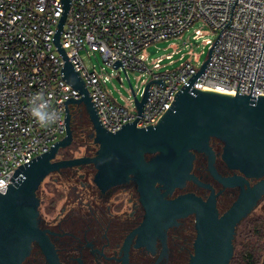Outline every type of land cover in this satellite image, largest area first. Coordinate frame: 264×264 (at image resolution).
I'll use <instances>...</instances> for the list:
<instances>
[{
    "label": "built area",
    "instance_id": "1",
    "mask_svg": "<svg viewBox=\"0 0 264 264\" xmlns=\"http://www.w3.org/2000/svg\"><path fill=\"white\" fill-rule=\"evenodd\" d=\"M61 13L60 0H0V193L12 183L18 166L63 139L64 101L81 97L62 79L64 62L52 41ZM198 22L215 36L214 41L204 40L209 49L219 37L192 88L230 96L236 91L264 96V0H70L59 41L104 129L117 132L132 123L139 116L135 101L119 104L113 99L106 82L114 76L89 70L80 52H97L119 81L124 71L127 79L130 72H147L145 85L162 79L163 86L150 83L136 122L137 128L155 125L204 62L200 65L194 58V65L186 61L174 70L158 72L163 57L149 63L146 50L160 41L181 39ZM200 37L201 31L194 30L193 38ZM116 60L123 68L112 67ZM37 92L44 94L50 110L59 116L47 127L30 114V98ZM133 93L137 98V92ZM75 107L68 106L71 115Z\"/></svg>",
    "mask_w": 264,
    "mask_h": 264
},
{
    "label": "water",
    "instance_id": "2",
    "mask_svg": "<svg viewBox=\"0 0 264 264\" xmlns=\"http://www.w3.org/2000/svg\"><path fill=\"white\" fill-rule=\"evenodd\" d=\"M60 2L62 13L52 41L64 62L60 71L62 79L81 97L64 101L63 139L51 145L49 151L18 166L10 178L12 183L0 193V264H22L33 243L39 246L49 264H58L48 237L38 227L40 200L37 192L50 173L84 165L93 166L92 183L101 192L130 180L135 183L146 211L144 229L152 224L168 228L175 225L177 219L194 214L196 238L194 254L188 264H231L236 228L264 196V96L237 91L235 96H230L192 88L211 59L218 35L208 50V60L181 87L172 105L155 125L137 128L136 122L142 115L150 83L163 86L164 81H150L137 99L125 74L139 116L132 123L122 125L117 132H109L102 127L83 80L59 41L70 0ZM118 65L123 68L119 60L112 67L116 69ZM69 105L83 108L88 117L92 127L89 138L98 148L94 156L56 160L58 151L73 140ZM211 139L222 144L218 155L229 170L239 175L223 178L217 173ZM193 152L207 157L208 172L224 187L240 189L236 200L221 216L212 187L192 174ZM187 181L209 189V197L203 200L188 193L172 200L164 198L182 189ZM250 181L255 183L250 185Z\"/></svg>",
    "mask_w": 264,
    "mask_h": 264
},
{
    "label": "flooded vegetation",
    "instance_id": "3",
    "mask_svg": "<svg viewBox=\"0 0 264 264\" xmlns=\"http://www.w3.org/2000/svg\"><path fill=\"white\" fill-rule=\"evenodd\" d=\"M82 114H84L83 108L76 107L73 110L72 120L76 116L79 120ZM210 145L215 152L214 165L217 173L223 178L239 175L237 171L229 170L218 155L221 152L222 144L211 139ZM193 153L195 159L192 174L201 182L212 187L216 195V208L221 216L236 200L240 189L237 186L224 187L208 172L207 157L202 153ZM195 161L201 162L204 167L202 175L196 174ZM86 166L94 170L92 165L76 167L73 170H81ZM75 175L78 176V179L84 178V175ZM254 183L255 181L249 182L250 185ZM82 186L85 187V192L90 194V198L88 196L87 200H80L77 207L65 205L57 215L50 216L48 219H43L39 212L38 227L48 237L58 264L189 263L190 257L194 254L193 244L196 238L194 214L177 219L176 224L168 228L152 224L151 227L149 225L147 229H144L146 211L140 202V195L132 180L114 186L105 192H101L94 185L91 187L82 183ZM188 193L206 200L211 191L199 187L192 181H187L182 189H176L164 198L172 200L179 195ZM232 194L236 195L227 206ZM49 207L53 208L54 205L51 204ZM22 264L49 263L41 253L39 246L33 243L29 256Z\"/></svg>",
    "mask_w": 264,
    "mask_h": 264
},
{
    "label": "rangeland",
    "instance_id": "4",
    "mask_svg": "<svg viewBox=\"0 0 264 264\" xmlns=\"http://www.w3.org/2000/svg\"><path fill=\"white\" fill-rule=\"evenodd\" d=\"M199 29L201 31L202 37L194 39V30ZM213 32L203 25L201 22L196 23L192 28L186 31L182 38L170 39L167 41L157 42L147 48L146 54L148 62L163 57L161 67L158 72L171 71L180 66V64L190 61L193 65L197 62L201 65L207 58L209 45L204 43L205 39L214 41ZM190 52V54L188 53ZM166 55H171L170 59H166ZM80 57L84 65L89 69H95L97 73H103L104 77L109 78L113 75V78L108 79L106 82V88L111 93V97L115 99L119 104H124L126 100H133L134 97L130 90V86L133 91L137 92V98H141V94L144 90V82L149 79L148 73L144 72L140 74L138 72L129 73V83L124 75L121 73L119 81L115 76L116 72L111 68L107 67L101 60L100 55L96 52L92 54L89 52L87 54L85 51L80 52ZM87 117L85 111L82 117L76 122L83 125L86 122L84 117ZM88 119V117H87ZM89 121V120H88ZM90 124V122H89ZM73 140L72 143L63 149L58 151L56 160L79 158V157H91L94 156L97 151V146L93 144L89 137L92 132V127L90 124L89 130L83 134L78 129L74 127ZM76 167L61 170L58 172L50 173L41 183L38 190V198L41 201L39 208L40 215L43 219H48L50 216H55L60 212L61 208L65 205L77 207L80 200H87L90 194L86 193V189L82 186L85 185L93 186L92 178L95 170L83 167L81 170L74 171ZM78 175H84V178L78 179ZM75 175V176H74ZM230 198L227 202V206L233 201L234 196ZM54 205L53 208L49 207ZM264 221V198H262L253 211L241 221L237 228V233H239L240 239L243 242L245 239V231L253 223L254 220ZM264 246V239L261 242ZM264 264V247L260 251V263Z\"/></svg>",
    "mask_w": 264,
    "mask_h": 264
},
{
    "label": "trees",
    "instance_id": "5",
    "mask_svg": "<svg viewBox=\"0 0 264 264\" xmlns=\"http://www.w3.org/2000/svg\"><path fill=\"white\" fill-rule=\"evenodd\" d=\"M76 109V107H75ZM86 122L79 124L77 123V116L71 121L72 129L74 127L81 133L85 134L90 124L87 117H84ZM194 169L196 174L202 175L204 173V167L201 162L195 161ZM253 223L245 231V239L242 242L240 234L237 233L234 244V254L231 259V264H259L260 263V251L262 249V239H264V221L254 220ZM238 232V231H237Z\"/></svg>",
    "mask_w": 264,
    "mask_h": 264
},
{
    "label": "clouds",
    "instance_id": "6",
    "mask_svg": "<svg viewBox=\"0 0 264 264\" xmlns=\"http://www.w3.org/2000/svg\"><path fill=\"white\" fill-rule=\"evenodd\" d=\"M30 114L34 120L41 126L47 127L53 123H56L59 119L58 114L50 110V105L44 94L41 92L35 93L30 98Z\"/></svg>",
    "mask_w": 264,
    "mask_h": 264
}]
</instances>
